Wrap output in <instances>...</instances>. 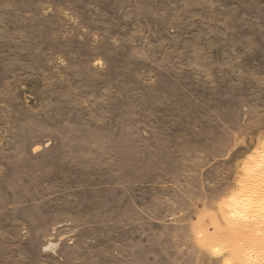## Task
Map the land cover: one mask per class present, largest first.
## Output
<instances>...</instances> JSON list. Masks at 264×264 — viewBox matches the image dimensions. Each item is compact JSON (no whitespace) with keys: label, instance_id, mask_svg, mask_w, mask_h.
<instances>
[{"label":"rangeland","instance_id":"374dc122","mask_svg":"<svg viewBox=\"0 0 264 264\" xmlns=\"http://www.w3.org/2000/svg\"><path fill=\"white\" fill-rule=\"evenodd\" d=\"M0 264H264V0H0Z\"/></svg>","mask_w":264,"mask_h":264}]
</instances>
